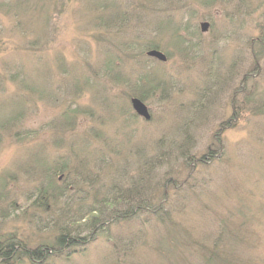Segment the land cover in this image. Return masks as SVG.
Returning a JSON list of instances; mask_svg holds the SVG:
<instances>
[{
	"label": "rangeland",
	"instance_id": "rangeland-1",
	"mask_svg": "<svg viewBox=\"0 0 264 264\" xmlns=\"http://www.w3.org/2000/svg\"><path fill=\"white\" fill-rule=\"evenodd\" d=\"M116 197L163 212L72 224ZM63 229L93 232L21 255ZM8 243L0 264H264V0H0Z\"/></svg>",
	"mask_w": 264,
	"mask_h": 264
},
{
	"label": "trees",
	"instance_id": "trees-1",
	"mask_svg": "<svg viewBox=\"0 0 264 264\" xmlns=\"http://www.w3.org/2000/svg\"><path fill=\"white\" fill-rule=\"evenodd\" d=\"M183 42H184V40L182 38H180V40H178L179 44H178L177 48L180 49V46L182 45ZM145 80H146L145 83H147L148 85H150V86L155 85V84H153V82H155L154 78L147 76V77H145ZM156 86H154V88H156ZM134 91H137V90H134ZM143 98H144V94L142 93V95H140V99L143 100ZM130 201L123 200L122 198H119V197H116L113 200H105V201L102 200L100 203H98L100 208L97 210H93L95 214H96V212H98L96 215L100 216V217H96V216L95 217L94 216L89 217L86 214L87 216L83 215V216L79 217V220L75 219L74 221H71V222H72V224H73V222H81V224L80 223L78 224L79 225L78 227L86 225V224H92V226H93V224L97 223V225L94 227V228H96V227H100V225H103L107 221H111V220L115 221V222L120 221L122 218L125 217L124 214H126V213H129V217H130L131 215H134L137 213H142L145 211L152 213V214H155V216L160 215L159 213L163 212L162 206H159L156 209H149L147 206L142 205L140 202H137V201H134V202L131 201L130 202ZM119 205H128V206L131 205V206L124 208L126 211L122 214H121V212L119 213L120 210H117V209H114V211L110 210L111 211L110 214L105 213L107 210H109V207H111V208H112V206L118 207ZM127 216H126V218H127ZM160 217H162V216H160ZM160 217L158 218V221L163 222ZM94 230H96V229H94ZM63 231L66 234H61L59 237L57 236L56 240H55L54 245H55V249H57V251L51 252L50 250L45 251L42 249H38V250L36 249L32 252L23 251L22 252L23 254L21 253V255L29 258L33 262H35L36 259H39V261L46 259V257H48V255H49V253H51L50 256H58V255H61L63 250H65V249H69L71 247H82V246L86 245L87 242L92 237L91 234L93 232L92 231L89 235H86V236H79V235L70 236V234L68 232H66L65 229H63ZM18 247H19L18 245L14 246V244H10V243L5 244L4 246H0V255L2 257H5L8 259L12 256V254H14L16 252V249H18ZM210 253H211L210 257H214V256L216 257L217 256L216 252L212 251ZM9 254H10V256H8ZM221 262H222L221 264H227L223 260H221ZM241 264H244V263H241Z\"/></svg>",
	"mask_w": 264,
	"mask_h": 264
},
{
	"label": "water",
	"instance_id": "water-1",
	"mask_svg": "<svg viewBox=\"0 0 264 264\" xmlns=\"http://www.w3.org/2000/svg\"><path fill=\"white\" fill-rule=\"evenodd\" d=\"M208 27H209V25L207 23H202L200 25L201 32H206ZM147 55L149 57L158 59L161 62H165L166 61L165 55H163L161 52H159L157 50L148 51ZM131 106H132V109H133L134 113L138 117L143 118L145 121H148L150 119V114L148 112V109H147L145 104L140 99L132 98L131 99Z\"/></svg>",
	"mask_w": 264,
	"mask_h": 264
}]
</instances>
